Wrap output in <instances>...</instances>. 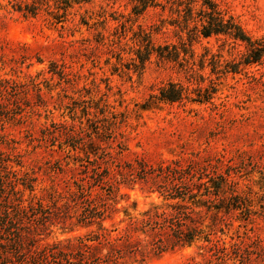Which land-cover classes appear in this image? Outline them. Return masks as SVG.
I'll return each instance as SVG.
<instances>
[{
    "label": "rangeland",
    "instance_id": "rangeland-1",
    "mask_svg": "<svg viewBox=\"0 0 264 264\" xmlns=\"http://www.w3.org/2000/svg\"><path fill=\"white\" fill-rule=\"evenodd\" d=\"M212 1L264 41V0ZM135 5L0 0V264H264V56Z\"/></svg>",
    "mask_w": 264,
    "mask_h": 264
},
{
    "label": "trees",
    "instance_id": "trees-1",
    "mask_svg": "<svg viewBox=\"0 0 264 264\" xmlns=\"http://www.w3.org/2000/svg\"><path fill=\"white\" fill-rule=\"evenodd\" d=\"M136 2L135 7H141V9L147 6L156 5V0H134ZM202 8L200 9V19L204 18L205 23L201 22V28L199 30L203 37L210 36L211 34H223L233 40L246 41L250 48L245 62H254L264 56V41H258L257 39L251 40V38L240 28V26L233 20L232 16L225 19L216 4L212 0H201ZM144 40L149 35L144 34ZM151 47V40L146 42V48ZM168 45L163 46L162 50L157 51V55L162 59L169 60L175 54V51H169ZM151 52L147 51V54ZM184 53L185 50H183ZM178 56V52H177ZM142 61V58H139ZM144 60V59H143ZM198 89L197 98H193L195 101H206L211 98V94L214 92V88ZM185 90L176 82L168 81L159 88V94H150L148 99L142 104L143 109L150 108L157 105L159 102H175L185 98Z\"/></svg>",
    "mask_w": 264,
    "mask_h": 264
}]
</instances>
